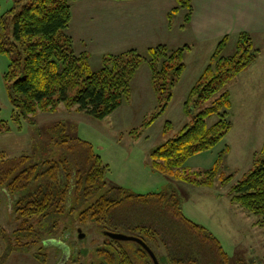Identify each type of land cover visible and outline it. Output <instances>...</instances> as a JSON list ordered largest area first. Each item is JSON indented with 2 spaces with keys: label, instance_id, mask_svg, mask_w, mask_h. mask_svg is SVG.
Wrapping results in <instances>:
<instances>
[{
  "label": "trees",
  "instance_id": "1",
  "mask_svg": "<svg viewBox=\"0 0 264 264\" xmlns=\"http://www.w3.org/2000/svg\"><path fill=\"white\" fill-rule=\"evenodd\" d=\"M70 1L18 0L1 19L0 53L10 56L4 79L15 120L19 121L18 116L54 111L60 104L93 118L109 116L131 100L132 80L138 68L146 63L159 110L129 132L138 139L172 99L185 69V53L190 45L171 47L158 43L144 52L130 48L107 53L102 56L101 66L94 70L87 52L75 51L72 37L66 32L72 19ZM176 2L168 12L169 22L171 25L172 16L186 9L181 25L184 27L192 12L191 2ZM226 40L224 36L219 41L184 100L186 111L212 99L210 104L194 113L192 122L183 125L174 137L153 149L149 165L153 172L196 186H210L218 176L228 147L217 154L213 166L206 170L188 171L184 163L214 148L230 131V93L227 89L220 90L258 55L259 49L245 32L239 33L235 48L228 55L223 54ZM212 116L216 120L209 125L207 120ZM169 127L167 122L164 131ZM0 131H9L1 121ZM73 141L82 145L66 146L68 152L58 158L29 154L10 157L0 153V189L12 198L11 209L18 221L11 233L0 226V243L4 245L0 264L9 254L20 251L29 252L46 263L42 232L49 228L42 229L44 219L79 210L78 218L83 223H106L108 227L101 229L113 231L112 211L121 204L122 210L128 212L124 215L122 211V226L145 242L158 261L150 242L158 248L162 243L171 264L229 263L218 237L183 213L174 192L133 194L123 187H112L96 196L108 166L91 144ZM66 142L64 139L63 143ZM231 180L232 175L221 176L223 184ZM228 193L232 203L259 216L257 224L264 226V144L254 156L253 167L230 185ZM93 197L97 198L88 203ZM106 237L110 243L97 247L89 261H80L72 253L60 264H153L139 243Z\"/></svg>",
  "mask_w": 264,
  "mask_h": 264
},
{
  "label": "rangeland",
  "instance_id": "2",
  "mask_svg": "<svg viewBox=\"0 0 264 264\" xmlns=\"http://www.w3.org/2000/svg\"><path fill=\"white\" fill-rule=\"evenodd\" d=\"M17 1L0 0V22L7 11L18 4ZM70 4L72 19L66 32L72 37L75 51L85 49L94 70L101 66L102 56L107 53H119L130 48L144 52L147 47L158 43L175 47L188 42L184 40L185 32L175 27L183 19L184 10L172 16L171 25L169 22L168 12L178 4L176 0H71ZM232 43L224 55L233 51ZM202 55L201 49H195L184 60L188 63V70L173 90L168 106L135 139L134 133L129 132L139 128L159 110V101L146 63L138 68L132 80L131 100L109 116L93 118L73 109L68 110L60 104L54 111L18 116L19 121H16L4 79L10 56L0 53V121L9 127V131H0V153L10 157L29 154L45 159L58 158L65 156L69 145H82L73 140L85 141L108 166L96 196L112 187H123L133 194L174 192L185 215L218 237L228 254V264H264V226L257 224L259 216L232 203L228 195L230 185L243 178L253 167L254 156L259 151L256 149L258 139L264 136V98L260 96V90H242L248 100L247 103L244 100L238 102L241 109L246 110L247 117L237 110L240 118L235 121L236 126L230 129L228 137L233 151L226 152L224 163L212 185L196 186L176 177L155 173L149 166L153 149L174 137L183 125L191 123L193 114L212 100H205L189 111L184 108L188 91L199 76L196 72ZM229 82L220 91L228 88ZM235 92L238 94L237 90ZM239 97L236 96V101ZM215 120L216 117L212 116L207 123L210 125ZM167 122H170V127L164 131ZM71 138L73 140H69ZM64 139L66 143H63ZM222 143L224 140L214 148L190 157L184 163V168L188 171L211 168L219 150L225 146L221 147ZM254 149L257 151L252 155ZM222 175H232V180L223 184ZM11 204L12 198L0 189V226L7 233L18 226ZM122 211L127 215L128 212L122 210V204L112 211L115 220L111 228L114 232L131 235L132 231L122 226ZM143 211L140 210L142 216L145 215ZM78 215L79 210H71L60 217H49L42 221V229L49 228L42 232V238L46 241L42 250L46 263L29 252L20 251L9 254L1 264H60L72 253L77 254L80 261H89L97 247L110 243L105 230L101 229L107 224L83 223ZM79 229L84 234L83 238L78 237ZM150 244L158 254L159 264H171L162 243L159 248L154 243ZM3 249L1 242L0 258Z\"/></svg>",
  "mask_w": 264,
  "mask_h": 264
},
{
  "label": "crops",
  "instance_id": "3",
  "mask_svg": "<svg viewBox=\"0 0 264 264\" xmlns=\"http://www.w3.org/2000/svg\"><path fill=\"white\" fill-rule=\"evenodd\" d=\"M190 2L192 12L189 21L184 27L181 26L187 12L186 9H181L179 12L184 10L183 19L175 27L183 30L186 34L184 40H188V42L192 43H185L190 45V49L185 53L184 60H186V58L188 59L195 49H201L203 51L196 75H199L204 66L207 65L210 56L224 36H227V40L224 45L223 53L229 48L231 42H233L232 44L235 48L238 35L242 32L249 34L254 47L259 49L256 58L242 71L236 74L229 82L228 88H226L230 93L233 103L229 111L232 130L233 127L236 126L235 121L237 122L238 118H240V115H238L239 111L243 112L244 117H247L246 110H242L239 106L241 104L239 103L240 100H244L246 103L248 100L246 98L247 94H243L242 90H260V96L264 98V0H190ZM172 28L173 27H171V29ZM84 50V48H81V51ZM187 66L188 63L186 62L185 69L179 82H181L185 72H187ZM236 90L238 94H236ZM238 95H240V97L236 101L235 98ZM242 104L245 105L244 102ZM231 130L226 134L223 139L224 144L222 143L221 145V147L225 145L224 148L228 147L227 154L233 151V144L228 140ZM263 143L264 136L258 139V148L256 149L260 151ZM221 147H219V149ZM222 149H220L219 152ZM256 149H254L252 155L257 151Z\"/></svg>",
  "mask_w": 264,
  "mask_h": 264
},
{
  "label": "water",
  "instance_id": "4",
  "mask_svg": "<svg viewBox=\"0 0 264 264\" xmlns=\"http://www.w3.org/2000/svg\"><path fill=\"white\" fill-rule=\"evenodd\" d=\"M105 234L108 237L115 239V240H132V241L139 243L147 251L148 255L150 256V258L153 262V264H159V261L157 259V256L155 255V253L140 238L132 236V235H127L124 233L114 232V231H105ZM78 237L79 238L84 237V234L81 232L80 229L78 230Z\"/></svg>",
  "mask_w": 264,
  "mask_h": 264
}]
</instances>
